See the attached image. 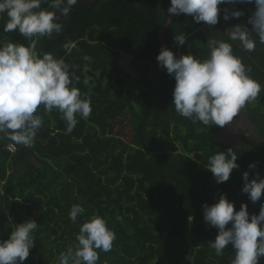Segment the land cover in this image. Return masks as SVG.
<instances>
[{
  "label": "trees",
  "instance_id": "obj_1",
  "mask_svg": "<svg viewBox=\"0 0 264 264\" xmlns=\"http://www.w3.org/2000/svg\"><path fill=\"white\" fill-rule=\"evenodd\" d=\"M218 7L220 28L228 22L225 9L244 12L229 20L232 27L246 24L247 13L255 11L254 4ZM165 16L160 21L157 0H78L69 16L57 12L62 34L38 42L42 51L74 66L80 77L76 86L91 96L93 111L87 120L78 117L67 135L58 112L44 115L34 144L15 145L14 153L8 150L13 143L0 138V240L30 219L39 226L24 264H57L58 254L75 243L80 223L93 215L104 217L117 237L110 252L99 253L98 264H231V245L222 256L210 247L217 229L205 224L203 205L225 194L236 211L246 204L250 217L259 214L264 194L253 204L242 187L244 172L249 181L256 173L264 178V100L248 111L260 133L240 134L230 143L220 138L224 127L208 129L179 116L175 79L156 57L163 47L177 57L206 58L209 50L200 40L206 24L186 14ZM2 27L0 21V39L26 44L18 33L3 34ZM181 34L183 46L174 40ZM190 44L199 51L191 53ZM84 55L93 62L84 61ZM123 55L132 58L133 71L121 66ZM249 64L264 82V66ZM86 77L89 85L83 83ZM119 119L132 128L128 136L118 130ZM229 148L238 155L239 168L217 184L206 165L210 156ZM251 164L256 167L250 169ZM75 204L85 209L77 224L68 218Z\"/></svg>",
  "mask_w": 264,
  "mask_h": 264
},
{
  "label": "clouds",
  "instance_id": "obj_2",
  "mask_svg": "<svg viewBox=\"0 0 264 264\" xmlns=\"http://www.w3.org/2000/svg\"><path fill=\"white\" fill-rule=\"evenodd\" d=\"M77 3L78 0H0L2 33H18L26 41L0 39V138L31 147L43 127L44 115L58 112L66 123V135L73 132L78 117L87 120L91 116V96L76 86L80 77L74 66L38 48L40 40L62 34L64 25L58 22L57 12L67 17ZM45 4L47 8L42 7ZM222 4H254L255 11L246 24H236L226 31L227 41L209 39V53L204 59L192 54L177 57L167 48H162L156 57L159 66L175 79V111L208 129L229 125L248 104L258 102L264 92V86L251 76L252 68L235 54L233 47L237 43L244 52L252 53L257 43L264 45V0H170L167 9L169 16L186 14L195 23L211 27L219 22L218 6ZM242 16L243 11L225 9L223 20ZM174 40L180 46L186 44L185 34L175 35ZM83 60L90 64L93 57L84 55ZM90 79L86 77L83 83L89 85ZM237 159L232 148L216 152L208 159L207 171L217 184H222L239 168ZM255 167L249 165L250 169ZM243 181L242 193L256 204L264 194V178L256 173V178L249 181V173L244 172ZM84 214V207L75 204L68 218L77 224ZM117 219L122 221V217ZM203 220L217 229L215 241L209 242L217 256L231 245L235 253L231 264H259L264 257V204L258 215L250 217L246 204L236 211L234 203L221 194L217 203L203 205ZM38 227L31 219L14 225L9 238L0 240V264H24L36 246L34 233ZM116 238L108 221L93 215L80 223L75 243L58 254L57 264H98L99 253L110 252Z\"/></svg>",
  "mask_w": 264,
  "mask_h": 264
},
{
  "label": "crops",
  "instance_id": "obj_3",
  "mask_svg": "<svg viewBox=\"0 0 264 264\" xmlns=\"http://www.w3.org/2000/svg\"><path fill=\"white\" fill-rule=\"evenodd\" d=\"M247 14L248 15L246 17H247V19H249V17L252 14L251 13H247ZM231 27L232 26L230 25L229 21L226 23L224 28H220L216 25L211 26V27L208 25L204 26L203 31H202L203 32V39H200V40H204V41H203V43L201 41V44H202L201 46H203V44H204V47L207 48L206 44H207L209 39H217V40L227 41V36L225 35V33ZM233 47H234L235 54L240 56L246 65L251 67V64H249V63L253 62V63L257 64L258 67H260V64H261V68H262V65L264 66V45L257 43L256 51H254L252 53L244 52L239 47V45L237 43H233ZM189 50L191 53L194 51H199L198 48H196V45H192V44L189 45ZM162 69L164 70V68H162ZM259 71H261V70H259ZM262 72H264V69L262 70ZM255 75H257L256 72H251V76L254 79L258 80L262 86H264V82L259 80L257 78V76H255ZM260 100H262V101L264 100V92H262ZM253 109L257 110L259 108H253ZM248 111H246V110L241 111L239 116L236 118L237 120L233 123V130L237 133V135H234L235 132L232 134L229 132V130H231V128H232V123H230L229 125L225 126L222 129L221 136H220V138L223 140L222 142L230 143L228 140H230L233 137L240 136V134H241V136H244V137H250L251 135L255 136L256 134L260 133V131L256 128V126L249 119ZM262 111L264 112V109H262ZM242 122H247L250 125L249 128H247L245 130H241L239 128V126H240V123H242ZM228 126H230L231 128H228ZM238 146H241V145H238ZM244 146H246V144H244Z\"/></svg>",
  "mask_w": 264,
  "mask_h": 264
},
{
  "label": "rangeland",
  "instance_id": "obj_4",
  "mask_svg": "<svg viewBox=\"0 0 264 264\" xmlns=\"http://www.w3.org/2000/svg\"><path fill=\"white\" fill-rule=\"evenodd\" d=\"M159 2V5H160V21H163V18L165 16V12L167 14V9L171 6L170 5V0H157ZM166 17V16H165ZM130 61H132V58H130L129 56H126V55H123L122 56V59L120 61V64L121 66L126 69V70H129V71H133L132 67H130ZM261 101L262 100H259L258 102H254L252 104H248L246 106V108L244 110L248 111L250 110L249 113H251V109H253V107L257 106L259 107L261 105ZM262 109H264V106L261 107ZM243 111V110H242ZM257 115L260 114L258 111L255 112ZM262 113V112H261ZM237 119H234L232 123V128L230 126H228V128H231V130H229V132L232 134L234 133L235 131L233 130V123L236 121ZM239 123V122H238ZM249 124L247 122H242L240 123V126L239 128L241 130H245L247 128H249ZM118 130H122L123 134H129V131L132 130V128H130V125L128 123V121L126 119H119V128ZM234 135H237V133L235 132ZM125 140H127V137H123Z\"/></svg>",
  "mask_w": 264,
  "mask_h": 264
},
{
  "label": "built area",
  "instance_id": "obj_5",
  "mask_svg": "<svg viewBox=\"0 0 264 264\" xmlns=\"http://www.w3.org/2000/svg\"><path fill=\"white\" fill-rule=\"evenodd\" d=\"M8 150H9L11 153H14V152L17 150V147H16L14 144H11V145L8 147Z\"/></svg>",
  "mask_w": 264,
  "mask_h": 264
}]
</instances>
